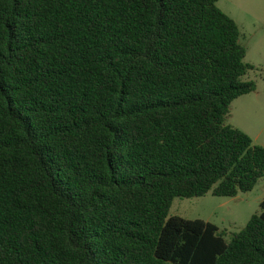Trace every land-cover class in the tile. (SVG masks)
Returning a JSON list of instances; mask_svg holds the SVG:
<instances>
[{
	"label": "trees",
	"instance_id": "1",
	"mask_svg": "<svg viewBox=\"0 0 264 264\" xmlns=\"http://www.w3.org/2000/svg\"><path fill=\"white\" fill-rule=\"evenodd\" d=\"M217 2L0 0V264H264V199L229 242L168 217L264 176Z\"/></svg>",
	"mask_w": 264,
	"mask_h": 264
},
{
	"label": "rangeland",
	"instance_id": "2",
	"mask_svg": "<svg viewBox=\"0 0 264 264\" xmlns=\"http://www.w3.org/2000/svg\"><path fill=\"white\" fill-rule=\"evenodd\" d=\"M218 8L235 21L240 31V44L245 48L244 62L254 68L242 81H253L256 91L239 97L230 106L226 125L248 135L253 145L264 148V0H218ZM264 199V176L251 192L235 198H175L170 217L202 220L216 226L229 242L249 219L260 213Z\"/></svg>",
	"mask_w": 264,
	"mask_h": 264
}]
</instances>
